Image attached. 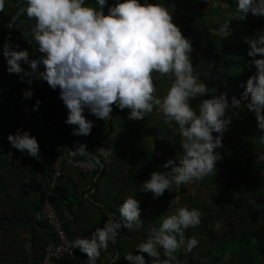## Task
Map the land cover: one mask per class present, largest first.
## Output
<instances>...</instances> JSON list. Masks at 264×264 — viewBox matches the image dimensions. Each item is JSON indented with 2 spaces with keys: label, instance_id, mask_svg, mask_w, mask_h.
Masks as SVG:
<instances>
[{
  "label": "trees",
  "instance_id": "1",
  "mask_svg": "<svg viewBox=\"0 0 264 264\" xmlns=\"http://www.w3.org/2000/svg\"><path fill=\"white\" fill-rule=\"evenodd\" d=\"M201 1L149 0V3H161L168 8L173 23L192 43L194 75L209 88L205 96L191 100L192 106L196 108L200 100L211 95H227L230 107L226 115L231 118V123L223 134V146L217 149L222 159L216 163L215 174L197 180L199 187L193 192L185 184L173 185L161 196L154 197L151 191H141L140 186L153 171L170 172L172 165L167 168L163 165L182 154V138L174 121L166 123L163 114L155 109L143 119H129V109L121 110L113 105L108 120L86 111V118L94 121L91 133L72 135V128L76 126L65 123L68 109L59 97V88L52 89L48 85L43 93L33 90L31 99H25L24 103L30 110L31 123L36 122L30 133L37 138L40 147L36 157L13 148L7 140V135L14 132L15 122L23 128L25 119L18 121L8 112L0 119V157L2 166L7 168L4 174L0 171V194H3L0 199V264H42L46 246L58 241L50 224L42 218L41 210L54 171V142L61 145L65 157L72 159L91 160L71 154L78 142L85 143L93 153L100 146L113 150L110 162H104L101 157L102 166L91 160L94 163L91 172L73 167L75 176L67 172V167L72 165L66 160L62 162V172L57 185L52 188L51 201L63 218L71 241L77 237H90L96 227H103L109 213L118 216L119 205L129 195L140 201L142 224L131 229L121 227L115 243L109 242V247L100 251L106 257L105 264H113L114 259L115 264H133L125 259V254H137L135 246L145 240L153 228H158L161 216L173 213L180 206L200 210V223L185 230L186 237L194 235L199 243L191 251L181 247L173 262L264 264V141L254 110L247 107L248 99L242 95L247 79L255 72V66L250 64L253 57L247 55L249 45L245 37L264 29V16H254L256 23H252L248 15L245 19L234 16L235 0H213L217 4L209 5L205 10L200 6ZM86 3L98 7L95 0H86ZM114 3L115 0H108L105 13L108 5ZM24 5L25 0H5L4 9L0 11V59L4 57L3 43L9 35L12 44L27 49L33 58L41 55L35 42L29 43L34 21L26 14L16 20V26H6ZM228 19L230 35L222 37L218 28ZM6 68L0 76V115L11 104L13 89L30 86L21 80L22 74L9 73ZM152 76L155 95L163 97L172 79L158 72H153ZM233 96L240 99L239 108L231 107ZM37 98L41 103L38 110L33 111ZM37 111L43 114L45 121L52 122L53 134L45 126L38 125ZM12 150L15 154L10 153ZM37 179V199L30 207L25 190L33 187ZM10 186H16L22 196L13 197L15 200L11 201ZM70 223L77 225L80 236H75ZM19 226H26L29 235L21 236L15 232ZM73 249L87 256L78 247ZM160 251L159 260L162 261L166 257L163 249ZM142 254L146 264H151L154 258ZM96 262L102 264L100 258ZM60 263L77 264L67 256L58 259L56 264Z\"/></svg>",
  "mask_w": 264,
  "mask_h": 264
},
{
  "label": "clouds",
  "instance_id": "2",
  "mask_svg": "<svg viewBox=\"0 0 264 264\" xmlns=\"http://www.w3.org/2000/svg\"><path fill=\"white\" fill-rule=\"evenodd\" d=\"M107 3L108 0H95L96 7L86 0H25L6 26H16V20L26 14L34 21L29 43L34 41L41 55L33 58L27 49L12 44L9 35L2 53L6 71L22 74L21 80L28 85L43 80L52 89L59 88V97L68 109L65 123L76 126L72 135L91 133L94 121L86 118V111L108 120L113 105L129 109V119H143L155 109L163 114L166 123L174 121L182 138V154H177L178 162L168 160L163 165L165 168L172 165L170 172L153 171L140 186L141 191H151L154 197H159L173 185L215 174L216 163L222 159L217 149L223 146V134L231 123L226 115L230 107L227 95H211L200 100L196 108L192 106L191 100L205 96L209 88L194 75L192 43L173 23L168 8L149 0L143 3L115 0L105 13ZM235 3V17L245 19L249 13L264 16V0H235ZM4 5L5 0H0V11ZM230 31L229 19L219 25L222 37L230 35ZM245 41L255 72L247 79L242 95L248 99L247 107L254 110L264 141V29L245 37ZM22 63L29 66L27 70ZM153 72L172 79L163 97L155 95ZM32 94L30 87L22 97L31 99ZM40 103L37 98L32 110H38ZM240 105V99L233 96L231 107ZM7 140L13 148L32 157L40 151L37 138L28 130L17 128L7 135ZM71 154L89 157L95 165L102 166L101 157L110 162L113 150L100 146L93 153L85 143L78 142ZM139 204L135 196L129 195L119 205L118 216L109 213L103 227H96L90 237H77L72 248L78 247L87 254L86 264H96L101 249H107L109 242L115 243L121 227L131 229L142 224ZM200 216L198 208L187 206L162 215L158 228H153L135 246L137 254L127 252L125 259L133 264H146L142 253H147L154 258L151 264H173L177 250L185 247L191 251L198 245L196 236L186 237L185 230L198 225ZM161 249L166 257L162 261Z\"/></svg>",
  "mask_w": 264,
  "mask_h": 264
},
{
  "label": "built area",
  "instance_id": "3",
  "mask_svg": "<svg viewBox=\"0 0 264 264\" xmlns=\"http://www.w3.org/2000/svg\"><path fill=\"white\" fill-rule=\"evenodd\" d=\"M7 66L5 57L0 59V76L2 69ZM22 67L26 70L28 69L27 64L22 63ZM1 87V83H0ZM30 86H23L16 91L15 100L19 103L24 102L25 98L22 97V93L28 90ZM2 116H0L1 118ZM36 119L39 126H45L48 128L50 134H53L54 130L52 128L53 124L51 121H45L43 114L39 111L36 113ZM53 142L55 141L52 138ZM54 171L51 174V179L49 182V188L45 191L43 206H42V218L47 220L51 226V230L55 233L58 241L56 243H50L46 246L45 256L43 258L42 264H56L58 259L69 257L70 260L77 264H86L87 256L76 252L71 244L72 241L69 238L65 226L63 224V218L58 215L56 209L51 201L52 188L57 185V179L60 177L62 172V162L64 160L68 161L72 167L78 168L83 172H91L94 169L93 161L89 159H72L71 157H65L62 153V147L57 142H54ZM96 264H99L96 262Z\"/></svg>",
  "mask_w": 264,
  "mask_h": 264
},
{
  "label": "crops",
  "instance_id": "4",
  "mask_svg": "<svg viewBox=\"0 0 264 264\" xmlns=\"http://www.w3.org/2000/svg\"><path fill=\"white\" fill-rule=\"evenodd\" d=\"M47 86H46L45 83H40L39 80H34L33 81V84L30 85V87L33 90H37L40 93H43L46 90ZM20 88H18V89H20ZM18 89H13V99H12V102H11L10 105H8V108L5 109L4 112L0 116H2L1 118H3V116L8 112L10 114H13L14 117L17 118L18 121L20 119H25V122H24L25 123V126H23V128L21 127V130L22 131L23 130H28L31 133V131L34 130V129H32V127L34 128V124H36V122L35 121H32V123H31L30 110L26 107L27 103H24V102L19 103V102H17L14 99L15 98L16 91ZM1 105L2 104L0 102V106ZM17 128H20V126H19V123L16 121L15 122V127L13 128V131H14L13 133H15V131H16ZM11 149H13V148H11ZM10 153L11 154H13V153L15 154V151L12 150ZM2 165H3V163H2L1 157H0V171H2L1 173L4 174V170H6L7 168H5V166H2ZM67 172L69 174H73L75 176L76 170L73 167L68 166L67 167ZM9 189H10L9 192L12 194V197L10 198L11 201L15 200L13 197H18V196L21 195V191L16 186H10ZM38 190H39V181H38V179L35 180L33 187H28V189L25 190V191L28 192V194H26V195L28 196L27 198L30 199V201H29L30 207H31V204L34 203L36 201V199H37V197H36L37 195L36 194H38ZM25 191H24V193H25ZM2 196H3V194H0V199H1ZM69 226H70V229L75 234V236H80V233H78L79 232V229L77 228V225L76 224L70 223ZM14 231L17 232V233H19V235H21V236L29 235V230L27 229L26 226H23V227L22 226H19ZM99 258H100V261L102 262V264H105L106 257L101 252H100ZM60 264H66V263H60ZM106 264H110V263H106Z\"/></svg>",
  "mask_w": 264,
  "mask_h": 264
},
{
  "label": "rangeland",
  "instance_id": "5",
  "mask_svg": "<svg viewBox=\"0 0 264 264\" xmlns=\"http://www.w3.org/2000/svg\"><path fill=\"white\" fill-rule=\"evenodd\" d=\"M181 2V1H180ZM216 5L217 2L213 1V0H202L200 6L202 7V10H205L209 5ZM248 19L252 21V23H256L254 20V15H252L251 13L248 14ZM187 38V37H186ZM18 75V74H16ZM40 83H45L46 86L48 85V83L46 81L43 80H39ZM167 85V84H166ZM26 86V85H25ZM23 87V86H22ZM113 139L115 138V136L112 137ZM142 148H145V145H141ZM160 153V152H159ZM174 161H177V155L174 157L173 159ZM199 183L197 182V180H194L192 182L186 183L185 185H187V189L189 191H194V189H197V187H199L198 185ZM203 191V190H202ZM177 197L175 198V202L177 201ZM173 264H177L176 262H173Z\"/></svg>",
  "mask_w": 264,
  "mask_h": 264
}]
</instances>
